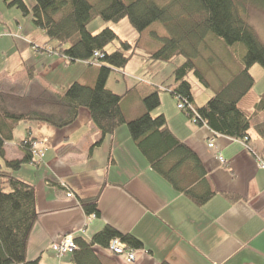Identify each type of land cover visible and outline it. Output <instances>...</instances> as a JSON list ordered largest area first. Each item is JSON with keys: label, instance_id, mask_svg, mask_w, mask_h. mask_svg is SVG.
I'll list each match as a JSON object with an SVG mask.
<instances>
[{"label": "crops", "instance_id": "crops-1", "mask_svg": "<svg viewBox=\"0 0 264 264\" xmlns=\"http://www.w3.org/2000/svg\"><path fill=\"white\" fill-rule=\"evenodd\" d=\"M14 24L15 28L0 26V92L35 98L42 89L56 95L76 82L93 86L98 65L69 64L43 49L46 38L32 23L22 26L17 19ZM160 69L149 72L148 79L133 76L131 86L124 77L123 86L116 81L112 87L109 77L107 88L124 96L122 107L128 120L144 114L143 99L149 93L168 92L163 86L170 81L173 68L168 73ZM190 83L196 89L195 106L202 107L213 94ZM133 86L136 89L126 95ZM31 104L40 106L26 101L17 108L25 112ZM162 104L161 100L157 115L163 114L172 133L198 155L216 195L197 206L176 191L150 167L126 126L93 148L100 133L86 109H80L76 121L62 129L44 122L20 124L24 134L17 131L20 125L15 128L14 140L5 149L6 160L24 157L18 144L29 130L35 149L43 155L35 154L34 163L14 173L36 188L38 219L28 242L29 264H71L72 253L59 256L53 245L68 235L91 241L107 225L133 235L143 248L135 250V260L129 263L108 247L94 246L105 264H264V141L251 136L244 143L216 135L178 108L169 110ZM225 194L240 200L231 203ZM96 196L100 217H88L80 199Z\"/></svg>", "mask_w": 264, "mask_h": 264}, {"label": "trees", "instance_id": "trees-1", "mask_svg": "<svg viewBox=\"0 0 264 264\" xmlns=\"http://www.w3.org/2000/svg\"><path fill=\"white\" fill-rule=\"evenodd\" d=\"M4 2L9 8L20 10L24 17H31V23L46 38L44 50L65 58L69 64L84 62L98 65L99 69L93 86L76 82L61 94L42 89L39 97L16 98L13 93L0 92V264H29L28 242L38 219L35 186L14 174L23 165L35 162L36 142L30 130L18 144L24 157L13 161L5 158L6 146L14 140V130L20 124L44 122L62 129L76 121L80 109H86L100 133L93 148L127 125L150 167L176 191L197 206L216 195L198 155L172 133L163 114H152L161 106L160 89L143 99V115L128 120L122 107L124 96L107 88L111 73L125 70L136 54L135 44L122 41L109 27L92 34L88 26L98 17L106 23L127 19L143 34L160 23L170 36L161 49L144 58L151 63L173 65V82L168 81L163 88L178 104L185 105L179 110L192 119L191 106L198 114L197 125L207 126L216 135L248 143L252 122L264 113V93L251 114L244 112L240 103L256 84L251 68L257 64L264 68V44L248 21L247 9L264 12V0H34L32 9L24 0ZM213 38L222 44L226 57L211 49ZM116 40L120 47L109 52L108 47ZM204 49L212 53L211 57H204ZM178 58H183V62L176 65ZM191 75L213 94L202 107L195 106L188 80ZM29 77L33 80L32 71ZM135 89L136 86L131 87L126 95ZM26 101L40 106L31 104L25 112L18 110V104ZM256 130L264 141V120L257 123ZM225 197L231 203L240 200L234 194ZM80 205L86 216L100 217L98 196L80 199ZM113 239H119L131 250L143 248L133 235L107 225L91 241L74 237L76 249L71 252V264H105L94 246L107 248Z\"/></svg>", "mask_w": 264, "mask_h": 264}, {"label": "rangeland", "instance_id": "rangeland-1", "mask_svg": "<svg viewBox=\"0 0 264 264\" xmlns=\"http://www.w3.org/2000/svg\"><path fill=\"white\" fill-rule=\"evenodd\" d=\"M27 6L32 9L34 0H24ZM247 16L248 21L250 25L253 27L254 31L256 32L259 40L264 44V12L253 9L251 7H248L247 9ZM20 20L22 22V26L25 23L30 24L31 23V17H24L22 12L16 8H9L4 0H0V26L2 27V24H7L9 27L15 28V20ZM109 27L113 29L119 38L122 41H128L132 44H135V52L136 54L133 56L131 61L129 62L128 66L126 67V72L124 70L121 71H114L111 73L110 77V85L112 87H116V81H120L122 86L125 84V78L126 82L131 86L132 82L135 81V78L133 76H140V79H148L150 78V73L152 74L154 70H162V72H165L168 69L173 68V65H169L164 62H144L146 59L144 57H147L149 53L155 52L162 48L164 41L169 38V33L162 27L160 23H155L152 25L149 29H147L143 34H139L130 24V22L126 19L123 20L120 23H114L104 22L100 17L94 19L88 26V31L92 34H97L104 28ZM38 33L42 34L43 32L35 28ZM213 48L211 49L218 55V56H225V51L222 47V44L215 40L213 38ZM120 47V42L116 40L112 45L108 47V51L111 52L115 50L116 48ZM205 50V49H204ZM207 52V53H206ZM211 52L206 51L204 52V57H211ZM183 62V58H178L176 61V65H179ZM148 65L149 67H147ZM170 67V68H169ZM124 71V72H123ZM170 71V70H168ZM167 71V73H168ZM150 72V73H149ZM252 76L254 77L256 84L253 88V90L248 94V96L240 103V108L248 113L251 114L256 105L259 101V96L264 93V68H262L259 64L255 65L250 70ZM124 74H127L125 76ZM129 74V75H128ZM125 77V78H124ZM139 78V77H138ZM189 82H192L193 84L196 83L197 87L200 89H204L203 86H201L197 80L194 78L193 75H191L188 78ZM170 82H173V78H170ZM169 82V83H170ZM198 90V89H197ZM193 91L196 92L195 87H193ZM197 96H199V93H196ZM161 100H162V108L166 109H177L178 107V101L176 98H173L169 92L165 94H161ZM131 99V98H129ZM132 100V99H131ZM130 100V101H131ZM161 108V107H160ZM179 111V109H177ZM158 110L154 111L152 113L154 116L157 115ZM180 113H183L180 111ZM264 120V113H262L256 120L252 122L250 134L253 139H256L258 137V133L256 130L257 123ZM127 127V125H125ZM128 128V127H127ZM24 129L23 125H20L17 131H19L21 134H24L22 130ZM23 136V135H22ZM25 137V135H24ZM36 146V143L34 144Z\"/></svg>", "mask_w": 264, "mask_h": 264}, {"label": "built area", "instance_id": "built-area-1", "mask_svg": "<svg viewBox=\"0 0 264 264\" xmlns=\"http://www.w3.org/2000/svg\"><path fill=\"white\" fill-rule=\"evenodd\" d=\"M95 57H99V54H96ZM184 108H185V105L182 102L179 103L178 109L183 110ZM189 108L192 109L193 114H194V116L192 117L191 120L196 124V122H197L196 119L198 118V114L194 111V109L191 106ZM244 143H246V142L244 141ZM209 147L210 148L214 147V141H211L209 143ZM33 150H34V154H37L40 157L43 156L41 151H38L35 149V146H34ZM220 160L222 163L225 162L223 157H220ZM262 168L264 169L263 163H262ZM69 195L71 196V193H69ZM91 217L94 218L95 216H91ZM108 248L110 249L111 252H113L116 255L125 256L129 263H132L135 260L136 251L129 249L127 247V245L124 244L123 242H121L119 239H113L112 241H110ZM75 249L76 248H75L74 237L72 235L65 236L60 243L53 245V250L59 256H64L68 253H71Z\"/></svg>", "mask_w": 264, "mask_h": 264}]
</instances>
